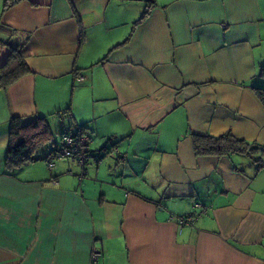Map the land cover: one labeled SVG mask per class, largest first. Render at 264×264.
Instances as JSON below:
<instances>
[{
	"label": "crops",
	"instance_id": "1",
	"mask_svg": "<svg viewBox=\"0 0 264 264\" xmlns=\"http://www.w3.org/2000/svg\"><path fill=\"white\" fill-rule=\"evenodd\" d=\"M3 2L0 68L10 42L31 71L0 89V264H264V167L191 141L264 146V0ZM35 115L91 136L85 176L52 148L6 170L9 119Z\"/></svg>",
	"mask_w": 264,
	"mask_h": 264
},
{
	"label": "trees",
	"instance_id": "2",
	"mask_svg": "<svg viewBox=\"0 0 264 264\" xmlns=\"http://www.w3.org/2000/svg\"><path fill=\"white\" fill-rule=\"evenodd\" d=\"M17 1L19 0H4L2 12ZM145 14L146 13H144L142 18ZM2 44L9 47L10 53L6 63L0 68V89L6 88L31 71L23 53L24 44L10 42ZM261 75L264 76V68L261 70ZM253 91L262 107H264V87H255ZM64 133L71 134L75 137L81 135L83 132H63L60 136ZM59 139L54 142L53 133L47 116H12L8 121V145L5 161L6 170L8 172L12 171L15 168L38 159L36 155L37 150L44 145L52 144V149L45 157L46 161L47 158L54 155V153L58 151L59 146H61ZM191 141L196 156H226L231 158L236 154L245 155L252 159L257 169L264 167V146L237 137L232 134L231 131H226L220 135L195 133L191 135ZM85 152L89 156V159H87L85 163V165H87L89 160L94 157V154L89 148V144L86 145ZM59 159L72 158H58L54 159V162Z\"/></svg>",
	"mask_w": 264,
	"mask_h": 264
},
{
	"label": "built area",
	"instance_id": "3",
	"mask_svg": "<svg viewBox=\"0 0 264 264\" xmlns=\"http://www.w3.org/2000/svg\"><path fill=\"white\" fill-rule=\"evenodd\" d=\"M225 26V25H224ZM79 79H82V77H78ZM91 141V137L86 134H81L77 136H73L71 134L64 133L60 136L59 142L60 145L58 148V151L54 153V155H51L47 158L46 164L49 170H53L55 167L54 159L58 158H72L78 162V164L81 166V173L79 178H82L87 174L86 169V160L89 159L88 154L85 152L86 145L89 144ZM52 183L57 184L58 179L52 178ZM196 207H198L197 210L193 211L191 214L187 216H180L177 218L179 225H191L196 219H198L204 212H205V206L201 204H196ZM101 255L100 250L98 249H92L91 257L93 260H96Z\"/></svg>",
	"mask_w": 264,
	"mask_h": 264
},
{
	"label": "rangeland",
	"instance_id": "4",
	"mask_svg": "<svg viewBox=\"0 0 264 264\" xmlns=\"http://www.w3.org/2000/svg\"><path fill=\"white\" fill-rule=\"evenodd\" d=\"M64 124H66V126L64 125V127H62V125L59 124V125L52 128L54 142L59 139L60 132L62 130L69 131L70 128L72 129V131L75 130V128L69 122H65ZM63 128H65V129H63ZM52 146H53L52 144H47V145L40 147L37 150L36 155H42L47 150V148H51Z\"/></svg>",
	"mask_w": 264,
	"mask_h": 264
}]
</instances>
